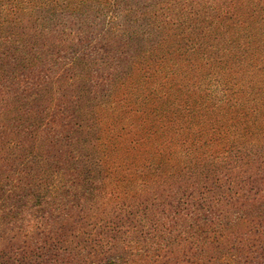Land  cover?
I'll return each instance as SVG.
<instances>
[{
  "label": "rangeland",
  "instance_id": "obj_1",
  "mask_svg": "<svg viewBox=\"0 0 264 264\" xmlns=\"http://www.w3.org/2000/svg\"><path fill=\"white\" fill-rule=\"evenodd\" d=\"M96 42L88 53L98 60L104 48L109 59L88 70L85 63L67 66L60 58L42 81L41 102L27 103L21 112L14 108V92L0 86V206L7 215L20 197L25 208L43 203L37 199L45 194L60 198L51 205L48 199L38 217L32 211L19 220L18 232L0 217V251L18 250L26 262H37L44 249L42 264L57 255L96 262L102 250L94 244L101 243L107 254L129 253L137 264H181L199 251L201 242L190 232L197 217L226 221L236 209L226 199L243 195L246 173L264 177V159L258 158L264 142V52L194 75L187 63L135 64L125 40ZM77 97L84 104L66 118L65 108ZM54 113L57 121L47 130L43 121ZM250 122L251 132L238 136L240 147L229 146L233 130L243 134ZM52 134L61 141L49 143ZM138 167L143 169L134 172ZM86 171L96 178L104 174L105 186L85 188Z\"/></svg>",
  "mask_w": 264,
  "mask_h": 264
},
{
  "label": "trees",
  "instance_id": "obj_2",
  "mask_svg": "<svg viewBox=\"0 0 264 264\" xmlns=\"http://www.w3.org/2000/svg\"><path fill=\"white\" fill-rule=\"evenodd\" d=\"M102 37L109 38L114 44L125 40L129 46L128 59L135 64L142 63L144 68L161 62L187 63L194 69L192 73L199 75L205 67H234L251 54L264 52V0H0V86L14 92L17 100L14 108L19 112L27 103L32 106L40 103L43 99L40 95L42 81L46 73H52L54 63L60 58L65 59L67 66L85 63L88 70L101 59L102 63L109 59V52L104 48L97 55L98 60L88 53L95 49L96 41ZM31 89L35 93H29ZM59 96L62 102L67 100L64 93ZM81 104L84 100L77 97L65 108L66 118L79 113L78 105ZM182 109L186 111V108ZM181 111L179 108L176 113ZM38 112L36 115L42 118ZM54 117L55 113L43 121L45 129L54 126L57 121ZM251 123L255 122L248 123L243 134L242 130H233L231 135L235 140L232 137L233 141L227 142L229 146L240 147L242 140L238 136L248 135ZM26 124L23 130L28 126L27 121ZM49 137V143L52 139L61 141L58 134ZM30 138L35 140L36 136L30 134ZM261 145L258 158L264 159V142ZM249 167L259 169L254 165ZM142 169L138 167L133 171ZM81 178L87 179L84 187L91 191L97 183L105 186L101 180L105 178L104 174L100 173L96 178L86 171ZM233 179L232 176V182ZM243 182L247 186L243 195L239 196L237 192L226 199L225 203L236 207L230 218L218 224L208 220L206 214H200L197 217L199 224L189 227L201 242L200 248L181 264H264V219L261 218L264 205L258 208L259 201L264 203V177L246 173ZM71 184L72 195L74 185ZM59 192L63 195L70 193L68 190L66 194ZM40 197L43 198L37 201L43 200V203H31L28 208L24 207L25 197L16 199L20 205L9 209L7 215L1 204L0 217H7L10 229L18 232L22 225L19 220L24 221L32 211L38 217L46 211L50 198V205L60 200L54 194ZM212 198L214 200L215 195ZM216 219H220V214ZM170 241L166 244H171ZM82 244L79 242V249ZM94 245L102 250L100 261L89 262L88 258L81 257L76 262H69L68 258L59 260L57 255L55 259L52 256L48 264H137L127 256L129 253L126 256L107 254V249L103 250L105 244ZM43 251L37 253V262H26V256L18 254V250L16 255L0 251V264H42Z\"/></svg>",
  "mask_w": 264,
  "mask_h": 264
}]
</instances>
